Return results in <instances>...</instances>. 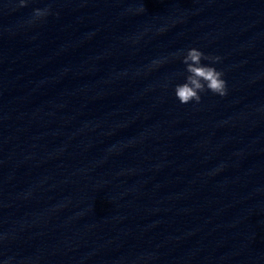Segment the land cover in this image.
<instances>
[{
    "label": "clouds",
    "instance_id": "obj_1",
    "mask_svg": "<svg viewBox=\"0 0 264 264\" xmlns=\"http://www.w3.org/2000/svg\"><path fill=\"white\" fill-rule=\"evenodd\" d=\"M28 0H19V7H26ZM137 12L144 11L143 7L138 8ZM59 15L53 13L51 6L44 8H36L33 10L30 24H35L44 21L49 15ZM181 59V63L185 65L184 80L181 83L174 85V95L181 104H189L201 102V94L211 92L221 97L228 94L227 83L225 81L224 72L217 70L215 64L221 62L222 57L206 55L198 48L191 47L187 50L174 54ZM208 61V64L202 63ZM157 63V62H153ZM6 237L0 236V243ZM13 257H8L3 261V264H13Z\"/></svg>",
    "mask_w": 264,
    "mask_h": 264
}]
</instances>
